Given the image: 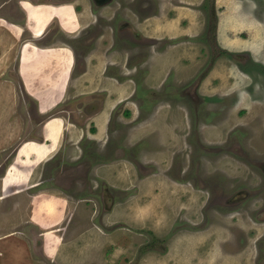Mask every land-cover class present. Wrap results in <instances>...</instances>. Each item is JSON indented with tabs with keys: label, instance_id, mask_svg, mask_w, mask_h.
<instances>
[{
	"label": "rangeland",
	"instance_id": "rangeland-1",
	"mask_svg": "<svg viewBox=\"0 0 264 264\" xmlns=\"http://www.w3.org/2000/svg\"><path fill=\"white\" fill-rule=\"evenodd\" d=\"M157 1L162 13L149 20V32L172 39L133 71L138 82L97 78L100 62L91 64L86 80L99 92L87 97L82 90L51 112L74 127L58 155L39 165L34 181L42 183L9 196L0 211L14 219L6 233L33 235L35 262L264 264V174L256 163L264 157V65L242 56L261 31L238 18L227 24L231 0ZM125 56L111 60L129 73ZM4 62L2 80L18 95L0 91V131L12 113L21 135L6 138L19 136L0 158V175L17 146L41 138L50 113L23 93L16 59ZM36 191L71 202L53 260L41 252V230L27 224ZM3 243L0 264H30L27 248Z\"/></svg>",
	"mask_w": 264,
	"mask_h": 264
},
{
	"label": "crops",
	"instance_id": "crops-1",
	"mask_svg": "<svg viewBox=\"0 0 264 264\" xmlns=\"http://www.w3.org/2000/svg\"><path fill=\"white\" fill-rule=\"evenodd\" d=\"M231 1L235 6L231 5L233 13L228 16L227 24L235 18L243 20L251 27L257 24L258 30L261 31L260 41L258 39L249 41L243 49H247L246 51L251 53L257 63L264 65V0H261L260 4L259 1L252 3L241 0ZM223 5H227V2ZM65 14L70 18L75 17L71 10L63 6L36 5L33 0H0V73L6 66L4 61L16 59L13 70L21 81L23 93L35 101L41 114L50 112L41 124L42 141L30 139L17 146L13 161L0 175V211L5 210L9 196L34 189L42 183L41 180L34 181L39 165L51 160L55 154L58 155L63 147L67 137L66 131L74 124L65 115H50L51 112L67 100L79 99L82 93L79 92L82 90L88 91H83L86 96L95 95V92L99 91V86H94L96 83L90 81V78L87 80L86 76L73 78V71L81 61L72 49L60 45L45 48L33 45V32L38 36L51 18ZM68 21L63 19V25L69 26ZM37 28L38 32H35ZM24 36L27 39H24ZM2 79L0 75V91L17 98L15 87L9 85L6 87L8 82ZM7 120H9L7 124L2 123L0 131V158L4 157V150L14 146L19 136L11 140L6 138L21 135L17 133L21 131L18 126L19 120L13 123L12 113ZM0 166L3 167V164ZM32 180L33 183L29 184ZM22 185L27 186L21 187ZM15 187L19 188L8 192ZM30 197L27 224L35 225L41 230V252L45 257L53 260L58 256L65 242L62 235L65 231L63 226L70 218L71 202L64 194L45 191H36ZM4 215L6 213L0 214V242L4 241L2 248L18 250V246L23 245L27 248L30 264H42L33 260V235L22 236L21 233H17L19 231L6 233L10 226L7 224L14 222V219L13 216L6 218ZM25 218L26 215L23 216V220ZM27 238L32 246H27ZM10 239H14L15 243Z\"/></svg>",
	"mask_w": 264,
	"mask_h": 264
},
{
	"label": "flooded vegetation",
	"instance_id": "flooded-vegetation-1",
	"mask_svg": "<svg viewBox=\"0 0 264 264\" xmlns=\"http://www.w3.org/2000/svg\"><path fill=\"white\" fill-rule=\"evenodd\" d=\"M33 3L63 6L73 12V18L66 14L51 18L38 36L33 32V45L40 48L62 45L78 52L81 63L73 71L75 79L89 76L86 74L91 70L90 65L100 62L97 78L138 82L141 79L139 75L134 76L133 71L139 66L144 69L154 53H161L159 47L172 39L162 33L149 32V20L159 18L162 13L157 0H33ZM63 19H71L69 26L63 25ZM136 49L140 52L134 53ZM125 53V66L129 70L126 74L122 73L120 62L111 60L112 57L122 60ZM246 54L251 58V53H242V56ZM256 163L264 174V157ZM250 195V190L241 192L239 201Z\"/></svg>",
	"mask_w": 264,
	"mask_h": 264
},
{
	"label": "trees",
	"instance_id": "trees-1",
	"mask_svg": "<svg viewBox=\"0 0 264 264\" xmlns=\"http://www.w3.org/2000/svg\"><path fill=\"white\" fill-rule=\"evenodd\" d=\"M61 107V105H59L58 106V108H60ZM54 111V110H53ZM50 115H53V114H50ZM37 140H40V141H42V138H40V139H37Z\"/></svg>",
	"mask_w": 264,
	"mask_h": 264
}]
</instances>
